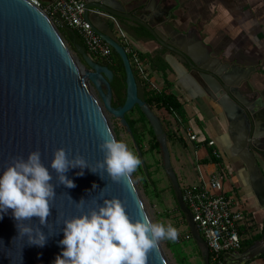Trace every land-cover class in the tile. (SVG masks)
Here are the masks:
<instances>
[{"label":"water","instance_id":"obj_1","mask_svg":"<svg viewBox=\"0 0 264 264\" xmlns=\"http://www.w3.org/2000/svg\"><path fill=\"white\" fill-rule=\"evenodd\" d=\"M85 1L84 17L123 63L126 96L118 107L112 105L110 81L114 72L108 65L93 59L79 44L75 47L83 61L73 55L58 27L32 0H0V174L13 158L26 159L28 153L39 149L41 162L53 177L50 183L55 192L47 226L40 225L38 217L22 222L40 228L46 236L43 247L29 245L27 237L18 236L11 209L6 214L0 213V264H54L55 257L63 250L59 241L63 239L64 221L87 213L96 204L103 206V198L120 199L132 220L149 219L131 176L114 183L102 169L92 173L85 168L81 176L77 175L81 169L70 168L65 175L75 187L67 188L58 185L56 173L50 168L58 148L65 150L69 160L79 154L89 167L95 168L96 162L103 160L98 144L106 138L116 139L109 125L110 116L118 118L129 130L125 114L136 105L159 143L165 173L191 236L202 249L203 263L210 264L208 245L183 199L161 121L145 100L142 82L134 73L125 47L106 22L103 26L92 22L89 11L96 8L130 26L145 27L161 49L171 51L179 61L189 65L203 90L222 108L228 121L230 153L245 165L251 187L264 207V176L257 159L258 151L264 147V108L258 107L240 88L253 68H239L217 58L206 59L203 50L195 53L180 47L140 13L125 11L119 0ZM146 10L152 13L153 20L159 16L155 19L158 24L169 15L168 9L157 8L156 0H150ZM263 251L264 234L245 251L224 253V264H246ZM147 264H168L159 243L148 253Z\"/></svg>","mask_w":264,"mask_h":264},{"label":"crops","instance_id":"obj_2","mask_svg":"<svg viewBox=\"0 0 264 264\" xmlns=\"http://www.w3.org/2000/svg\"><path fill=\"white\" fill-rule=\"evenodd\" d=\"M119 1L125 11L140 13L180 47L189 48L195 53L203 50L206 59L217 58L222 63L237 65L239 68H253L240 88L249 99L257 102L258 107L264 108V0H156L158 9L169 11L168 17H164L161 24L155 21L159 16L153 20L152 13L146 10L150 0ZM89 17L99 26L106 22L115 32L110 18L92 10L89 11ZM125 24L121 25L138 53L151 55L162 50L154 38H141ZM163 57L171 67L166 76L168 83L161 71L151 69L148 64L152 88L174 93L183 103L188 118L184 123L189 130L188 135L184 128L179 131L183 135L179 137L183 140L182 144L177 142L175 149L169 146L172 166L179 182L183 186H198L213 173L221 169L226 171L224 189L228 193L234 192L246 214L239 221L242 244H254L257 242L256 237L264 234V207L259 204L251 187L245 165L230 153L227 118L220 105L197 82L188 64L179 61L167 49ZM206 138L213 141L222 159L221 163L201 162V159L209 158L207 145L203 143ZM259 154L258 167L264 174V153ZM246 264H264V258L257 257Z\"/></svg>","mask_w":264,"mask_h":264},{"label":"clouds","instance_id":"obj_3","mask_svg":"<svg viewBox=\"0 0 264 264\" xmlns=\"http://www.w3.org/2000/svg\"><path fill=\"white\" fill-rule=\"evenodd\" d=\"M97 147L103 160L97 161L95 168L89 167L79 154L69 160L63 148L56 149L50 168L56 173L58 185L75 187L65 175L70 168L81 169L77 173L81 176L85 168L92 173L102 169L112 182L121 183L141 164L128 146L115 138L103 139ZM40 157L39 149L28 153L26 159L15 157L0 174V213L11 209L18 236L27 237L29 245L43 247L46 236L40 228L22 223L38 217L39 224L47 226L51 215L50 201L55 197L54 185L50 183L53 177ZM92 187L95 189L96 185ZM63 224V239L59 241L63 250L54 264H147L148 253L161 240L178 238V231L171 225L153 223L147 217L130 219L121 200L115 197L103 198V206L96 204L87 213L66 219Z\"/></svg>","mask_w":264,"mask_h":264},{"label":"built area","instance_id":"obj_4","mask_svg":"<svg viewBox=\"0 0 264 264\" xmlns=\"http://www.w3.org/2000/svg\"><path fill=\"white\" fill-rule=\"evenodd\" d=\"M40 6L58 27L66 26L74 30L81 38L87 52L93 59H102L108 64L113 63L112 48L94 31L91 23L84 17L85 0H32ZM95 13L110 18L115 26V35L130 53V63L138 77L151 82L148 63L144 61L132 46L129 36L119 20L96 8ZM191 138H194L191 135ZM208 144L214 145L213 141ZM213 153L219 157L217 149ZM227 172L223 169L213 173L207 181L198 186H183V199L189 207L196 228L206 241L209 248L211 264H224L223 255L226 252H238L242 246L239 221L245 218V213L235 198L233 191H225L224 181Z\"/></svg>","mask_w":264,"mask_h":264},{"label":"rangeland","instance_id":"obj_5","mask_svg":"<svg viewBox=\"0 0 264 264\" xmlns=\"http://www.w3.org/2000/svg\"><path fill=\"white\" fill-rule=\"evenodd\" d=\"M63 38L73 55L79 56L73 49L72 43L66 37ZM144 83L147 87H153L152 82L149 84L144 80ZM152 110L159 117L165 131L171 135L168 146L175 149L177 142L182 144L183 140L179 139L182 133L179 131L184 128L187 135L189 132L184 123L163 109L153 106ZM125 118L129 130L118 118L112 116L109 125L116 139L125 143L141 161L139 168L131 174V177L148 217L153 223H162L166 227L171 225L178 231L176 240L165 239L159 242L164 257L168 264H204L201 252L191 236L186 218L181 214L171 182L165 173L162 152L160 146L155 144L149 121L142 115L137 105L125 114Z\"/></svg>","mask_w":264,"mask_h":264},{"label":"trees","instance_id":"obj_6","mask_svg":"<svg viewBox=\"0 0 264 264\" xmlns=\"http://www.w3.org/2000/svg\"><path fill=\"white\" fill-rule=\"evenodd\" d=\"M117 19L119 20V22L122 25L123 24L126 25L122 19H120V18H117ZM128 28L133 30L135 32V34L141 38H148V39L154 38L153 35L143 26L133 27V26L128 25ZM58 29H59L61 35L63 37H66L67 40L72 43L73 49L75 50V52H77L76 47H75L76 44H79V45L85 47L81 38L77 35V33L74 30H72L66 26H62V27L58 26ZM165 50L166 49L164 48V49L159 50L156 53L151 54V55L145 54V53H139V55L144 61H146L150 65L151 69L161 71L163 73V77L165 79V82L168 83L166 76H167V71L171 70V67H170L169 63L163 57V53L165 52ZM127 54H128V57H130V53L128 52ZM112 56H113V63L112 64H108L106 62H103V63L108 65L114 72V77L110 81V85H111L112 92H113L112 105L114 107H118V106L123 104V102L125 100V96H126L125 70H124L121 58L119 57V55H117L114 52L113 49H112ZM132 68L134 70L135 75L138 77L133 66H132ZM142 86L144 89L145 100L151 108L153 106H155L158 109H163V110L167 111L170 115H172L173 117H175L176 119L181 121L182 123H185L188 121L184 105L174 93H172L170 91H166L165 89L156 90V89L147 87V84H145L143 81H142ZM141 113L146 118V116L144 115V113L142 111H141ZM150 130H151V134L155 140L156 146H159V143L156 139V136L153 132L152 127L150 128ZM164 131H165V129H164ZM165 133L167 135V139H171L170 133L167 131H165ZM208 142L209 141L207 138L204 139V141H203V143H205L207 145L209 158H203V159H201V162L207 163L209 161H213L215 163H221V161H222L221 157H217L213 153V149L215 148V146L208 144ZM259 152L264 153V151H259ZM182 192H183V187H182ZM181 214L183 215L184 218H186L182 212H181ZM261 238H262V234H260L258 237H256L255 241H258ZM252 244H253V242H249V243L244 242L242 244L241 248L239 249V251H245ZM198 248L201 252L202 249L199 245H198ZM258 257L264 258V251Z\"/></svg>","mask_w":264,"mask_h":264},{"label":"flooded vegetation","instance_id":"obj_7","mask_svg":"<svg viewBox=\"0 0 264 264\" xmlns=\"http://www.w3.org/2000/svg\"><path fill=\"white\" fill-rule=\"evenodd\" d=\"M98 62H100V63H102V64H104L103 62V60L102 59H96Z\"/></svg>","mask_w":264,"mask_h":264}]
</instances>
